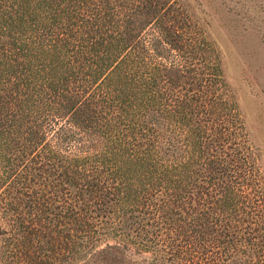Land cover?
Returning <instances> with one entry per match:
<instances>
[{"label": "trees", "instance_id": "obj_1", "mask_svg": "<svg viewBox=\"0 0 264 264\" xmlns=\"http://www.w3.org/2000/svg\"><path fill=\"white\" fill-rule=\"evenodd\" d=\"M0 264H264V167L181 0H0Z\"/></svg>", "mask_w": 264, "mask_h": 264}, {"label": "rangeland", "instance_id": "obj_2", "mask_svg": "<svg viewBox=\"0 0 264 264\" xmlns=\"http://www.w3.org/2000/svg\"><path fill=\"white\" fill-rule=\"evenodd\" d=\"M217 48L264 167V0H181Z\"/></svg>", "mask_w": 264, "mask_h": 264}]
</instances>
